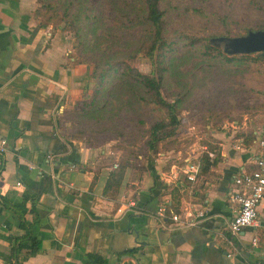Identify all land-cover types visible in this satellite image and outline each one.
<instances>
[{"label": "crops", "instance_id": "crops-1", "mask_svg": "<svg viewBox=\"0 0 264 264\" xmlns=\"http://www.w3.org/2000/svg\"><path fill=\"white\" fill-rule=\"evenodd\" d=\"M35 8V0H0V195L11 203L33 197L24 215L38 241L31 251L16 212L0 200V264H264V198L258 225L228 228L233 176L254 167L264 119L208 124L203 142L212 155L207 164L199 158L194 181L185 178L186 147L158 149L152 168L125 167L108 197L102 189L120 145H90L62 128L63 112L87 94L91 66L75 61L69 33L40 25ZM199 208L206 214L194 225L170 217Z\"/></svg>", "mask_w": 264, "mask_h": 264}, {"label": "trees", "instance_id": "trees-1", "mask_svg": "<svg viewBox=\"0 0 264 264\" xmlns=\"http://www.w3.org/2000/svg\"><path fill=\"white\" fill-rule=\"evenodd\" d=\"M35 1L38 2L35 15L42 14L44 17L39 19L40 25L47 26L59 15L72 32L75 61L91 66L89 93L77 106L63 112L72 121L69 130L62 127L66 130V136L84 140L90 145H99L108 139L98 134L110 131L114 137L120 135L125 140V127L118 124V119L123 111L137 114L134 123L140 133L143 131L144 136L141 152L135 157H144L145 163L137 166L130 159L121 157L109 173L102 189V193L108 197L117 194L125 167L152 168L160 143L174 134L181 124L180 105L184 90L179 87L170 100L163 93V88H168L169 76H176V84L181 86L180 77L183 73L177 69L181 60L192 56L212 58L227 66L234 62L264 61L262 53L232 54L210 41L216 36H231L226 32L202 35L174 27V23L186 15L195 16L205 22L224 24L240 8L254 12V1L250 2L251 0L242 2L236 10L224 3L220 4V1L216 4V0ZM256 1L264 12V0ZM255 25L257 26H244L246 32L249 29H264V24L259 21ZM139 53L149 61L148 71L144 72L129 62ZM148 106L160 109L163 115L151 118L143 130L139 125L145 124L142 116L146 113L141 108ZM220 121L222 122L219 120L214 124L219 125ZM89 132L97 135L88 134ZM201 156L206 164L209 163L206 151ZM28 198L34 203L33 197L27 192H24L20 203H11L5 196L0 195L2 203L16 212L19 226L25 229L24 239L31 240L30 250L34 251L38 248V241L31 234V223L24 215V202ZM31 210H34V204L31 205ZM18 247L14 246V249Z\"/></svg>", "mask_w": 264, "mask_h": 264}, {"label": "rangeland", "instance_id": "rangeland-1", "mask_svg": "<svg viewBox=\"0 0 264 264\" xmlns=\"http://www.w3.org/2000/svg\"><path fill=\"white\" fill-rule=\"evenodd\" d=\"M219 1L220 4L224 3L228 7L235 9L247 0H216V4ZM253 1L254 12L249 9L240 8L239 11L226 19V23L224 24L222 22H205L197 19L195 16L186 15L181 16L179 18L180 21L174 23V27H179L181 28L180 30L184 31L197 32L202 35L225 32L231 36L244 34L246 32L244 26H257L255 24L258 21L260 24H264L263 9L259 7L257 1L251 0L250 2ZM36 7H38V2H36ZM37 17L44 19L42 14L37 15ZM59 17V15L55 16V19L48 25L66 31L72 36V32L64 25V20ZM72 47L75 54L74 44H72ZM129 62L144 72L150 69L149 61L140 53L138 56L130 59ZM177 69L183 73L180 80L185 85L182 86L181 83V86H178L176 84V76H169L167 78L168 88H163V93L170 100L174 97L173 92L179 89V87L184 90L183 101L180 105L181 126L176 129L174 134L160 143L159 150L169 149L170 152L174 153L177 148L185 147L184 145L188 144L190 140V135L187 134L186 128L191 123L198 124L201 130L206 131L205 124L216 126L214 123L219 120H222L219 124L230 119L237 118L240 120L244 114L251 118L264 119V61L234 62L231 66H227L224 62H219L212 58L201 59L192 56L191 58L181 60L178 63ZM89 91L90 88L87 90V94ZM77 105H71L67 109L70 110ZM152 108L149 106L141 108L146 113L142 116L145 124L139 125L143 130L151 118L163 115L160 109L153 106ZM135 119H137V114L128 111H123L118 119V124L125 127L124 132L127 137L125 140L120 135L114 137L110 131L98 135L105 137L108 141L113 140V144L117 145V147L120 145L122 158H128L134 164H137V166H142L145 163L144 157L137 158L135 155L141 152L142 137L144 135L143 131L140 133L136 129ZM63 120L65 124L62 127L69 130L72 121L68 120L65 115L63 116ZM127 132L133 134L129 135ZM86 134L85 132L84 135ZM88 134L97 135V133L92 132ZM132 139L135 140L131 141ZM137 166L135 168H138Z\"/></svg>", "mask_w": 264, "mask_h": 264}, {"label": "built area", "instance_id": "built-area-1", "mask_svg": "<svg viewBox=\"0 0 264 264\" xmlns=\"http://www.w3.org/2000/svg\"><path fill=\"white\" fill-rule=\"evenodd\" d=\"M181 124L178 126V128ZM208 127V124L205 125ZM187 134L190 135L188 144L184 145L187 149V153L183 154V160L185 161L184 173L185 178L194 181L200 168L199 158L202 153L206 151L209 155H212L208 151L206 142L207 134L205 130H201L198 124L191 123L186 128ZM256 143L259 146V151L253 159L254 167L246 170L241 168L234 176L232 180V188L228 193V201L235 210L234 215L228 223V228L232 234H236L243 227L256 226L259 224L257 217V210L260 201L264 198V133L257 139ZM7 148L6 139L0 138V152H4ZM182 154V151H179ZM180 157V156H179ZM47 158L50 160L51 165L56 164V160L52 154H47ZM116 165V164H115ZM73 166V164H71ZM173 177L175 173H170ZM20 182L17 181V184ZM135 202L131 201L129 204L133 205ZM166 211L165 205H160L157 208V213L160 216H164ZM206 211L204 208L196 209L194 213L187 214V216L181 218L177 212H171L170 217L178 222L186 225H194L201 217H204ZM258 237L252 238V243L257 244ZM259 264V263H257Z\"/></svg>", "mask_w": 264, "mask_h": 264}, {"label": "water", "instance_id": "water-1", "mask_svg": "<svg viewBox=\"0 0 264 264\" xmlns=\"http://www.w3.org/2000/svg\"><path fill=\"white\" fill-rule=\"evenodd\" d=\"M210 41L228 53L259 52L264 55V29H249L236 36H216Z\"/></svg>", "mask_w": 264, "mask_h": 264}]
</instances>
